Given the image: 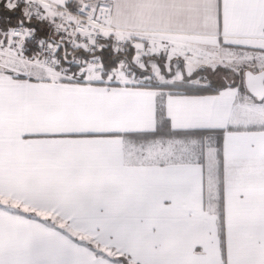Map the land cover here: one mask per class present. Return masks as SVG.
<instances>
[{"label": "snow or ice", "instance_id": "1", "mask_svg": "<svg viewBox=\"0 0 264 264\" xmlns=\"http://www.w3.org/2000/svg\"><path fill=\"white\" fill-rule=\"evenodd\" d=\"M0 264H264V0H0Z\"/></svg>", "mask_w": 264, "mask_h": 264}]
</instances>
